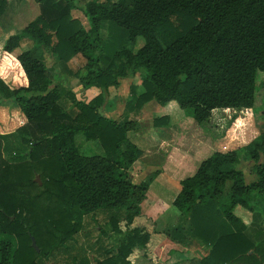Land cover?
I'll return each mask as SVG.
<instances>
[{
  "label": "trees",
  "instance_id": "1",
  "mask_svg": "<svg viewBox=\"0 0 264 264\" xmlns=\"http://www.w3.org/2000/svg\"><path fill=\"white\" fill-rule=\"evenodd\" d=\"M33 1L38 15L2 44L25 84L11 87L0 77V107L18 109L26 121L0 133V264H48L62 253L65 264H132L129 256L145 249L150 236L130 225L155 174L131 180L129 169L143 153L129 137L138 120L100 112L103 92L141 73V89L130 86L135 100L125 106L138 111L151 100L166 106L153 127L170 126V113L181 108L213 139H226L235 126L250 130L257 74L264 73V0H86L88 28L71 12L79 0ZM8 4L0 0V16ZM106 21L120 28L107 24L109 32L116 29L115 49L103 53ZM138 36L139 48L126 46ZM24 38L32 44L12 57ZM44 52L73 76L69 62L83 56L81 89L99 92L77 99L64 76L45 64ZM77 134L98 141L103 153L83 154ZM7 139L14 161L2 153ZM222 147L180 180L172 200L179 217L166 236L206 247L190 264H264V228L246 225L234 211L239 205L252 212L254 199L264 200V130L235 148ZM241 151L252 162L251 180L238 167ZM96 211L118 237L109 247L98 235L89 240L87 231L86 243L75 247L83 217Z\"/></svg>",
  "mask_w": 264,
  "mask_h": 264
},
{
  "label": "rangeland",
  "instance_id": "2",
  "mask_svg": "<svg viewBox=\"0 0 264 264\" xmlns=\"http://www.w3.org/2000/svg\"><path fill=\"white\" fill-rule=\"evenodd\" d=\"M84 1L86 0L77 1L76 8L72 9L71 12L74 17L79 18L83 25L88 28L86 17L81 11ZM39 11L38 4L33 0H9L5 13L0 16V77L11 87L25 83L24 80L17 76L20 72L19 67L15 64V60H11V55L4 54L2 51V44L10 34L19 31L29 21L33 20ZM109 23L114 24L111 28H120L115 23L109 21L102 22L101 33L104 35L103 38L106 39L103 53L109 49L111 51L115 49L113 48L115 43L113 33L116 29H111L112 31L109 32L107 28V24ZM121 31H124L127 37L126 30L123 28ZM143 43V38L138 36L134 44L129 42L126 46L136 50ZM31 44L32 42L29 39L24 38L20 46L15 49L12 57H15L16 53L28 48ZM4 55L7 57L4 58ZM43 59L47 66L64 76L66 79L64 86L70 87L77 99L83 101L89 97L90 99L93 97L88 91V95H86L80 86L79 76L85 73V59L83 56L77 55L69 62V68L75 72L74 76L62 70L60 64L52 55L44 52ZM141 79L142 75L138 73L134 77L119 79L118 85H110L109 89L103 92L104 102L99 107V111L115 119L128 117L138 120V128L129 132V137L131 140L133 139L132 141L143 152L147 148L151 149V152L147 155L146 163L140 161L139 158L129 169L131 180L135 183L145 179L149 173L155 174L149 186L146 199L141 203V213L130 225V227L144 229L149 233L150 238L145 249L139 250L135 248L133 250L129 256V260L132 264H164L168 263L172 257L170 251L174 252L178 250L163 247L162 245L160 249L156 247L154 252L153 248L160 239L162 240L166 236V230L171 229L177 224L179 213L172 205V200L180 189V180L193 174L200 161L214 150H225L222 147L223 145L226 149L235 148L252 138L258 131L264 130V73L258 72L257 74L256 84L258 89L252 118L249 119L251 129L248 130L247 125L235 126L230 133L227 134L225 132L227 138L222 140L211 138L212 134L203 130L193 120L188 109L182 110L179 108L178 111L171 112V126L155 128L152 124V116L168 113L166 106H157L155 101L151 100L145 103L138 111L127 108L125 104L127 102L132 103L135 100V95L131 93L130 86L137 84L136 92L140 91ZM60 102L63 106L70 104L66 97ZM22 119V114L18 109L0 107V133L12 132L25 122ZM8 140L11 141V139L5 141L7 147L2 153L8 160L14 161V155ZM76 141L83 154L93 155L103 153V149L98 141L85 140L80 134L76 135ZM163 164V168L168 166V172L165 171L164 174L154 172L159 171L160 165ZM251 165L252 162L241 151V160L238 167L244 171L247 180H251L254 177ZM152 201H155V204H152ZM234 211L241 216L242 220L245 219L244 223L246 225L252 224V226L264 228V200L261 197L258 196V198L254 199V210L252 212L239 205L235 207ZM82 223V230L75 235V247L86 243L85 232L87 231L89 232L88 236H90L89 240L91 236L98 235L104 244L109 247L114 242L113 238L118 237L110 230L107 224V216L102 211H96L92 215H85ZM120 227L121 230H125L126 226L124 222L120 223ZM178 247L184 248L186 254L178 255L176 258L173 256L171 262L175 261V259H182L181 262H188L187 264H190L191 259H199L206 253V247L203 249L196 244H193L191 247ZM67 261L68 255L62 253L48 264H65Z\"/></svg>",
  "mask_w": 264,
  "mask_h": 264
},
{
  "label": "crops",
  "instance_id": "3",
  "mask_svg": "<svg viewBox=\"0 0 264 264\" xmlns=\"http://www.w3.org/2000/svg\"><path fill=\"white\" fill-rule=\"evenodd\" d=\"M136 40H137V38H136ZM5 57H7L6 55L4 56V58ZM90 92L91 93V95L92 96H94V95H96L98 92H99V89L98 88H95V87H93V88H89V89H87L86 90V95H88V92ZM91 96V97H92ZM90 99V97L88 98V99H86V100H89ZM85 100V101H86ZM154 108H155V106H154ZM22 114V113H21ZM22 117H23V121H26V118H25V116L22 114ZM153 117V116H152ZM171 126V125H170ZM133 140V139H132ZM151 152V149H149V148H147L143 153H142V155H141V157H140V161H143L144 163H146V159H147V155L149 154ZM186 162V161H185ZM148 163V162H147ZM164 167V164L163 165H160V167H159V171H154V172H160V173H162V174H164V172L166 171V172H168L169 171V169H168V166H166L165 168H163ZM150 174V173H149ZM148 192V191H147ZM147 195V194H146ZM146 199V198H145ZM174 199V198H173ZM152 204H155V201H152ZM241 217V216H240ZM243 221L245 222V219H243ZM163 245V247H170L171 249H177L178 251H174V252H172V251H170V255H172V257L174 256L175 258L178 256V255H184V254H186V252H185V250H184V248H179L178 246H182V245H180V244H178V243H175V242H173L172 240H170L167 236H164V238H162V240L160 239V241L155 245V247L153 248L154 249V252H155V250H156V247L157 248H159L160 249V247ZM162 248V247H161ZM178 253V254H177ZM172 257H171V259H172ZM171 259L169 260V262L168 263H174V262H180L181 264H187L188 262H181V260L179 259H175V261H173V262H171Z\"/></svg>",
  "mask_w": 264,
  "mask_h": 264
},
{
  "label": "water",
  "instance_id": "4",
  "mask_svg": "<svg viewBox=\"0 0 264 264\" xmlns=\"http://www.w3.org/2000/svg\"><path fill=\"white\" fill-rule=\"evenodd\" d=\"M35 180L40 183L38 177ZM31 241H32L31 242L32 243V246L38 251V247H37V245H36L35 240L33 239V237H31Z\"/></svg>",
  "mask_w": 264,
  "mask_h": 264
}]
</instances>
